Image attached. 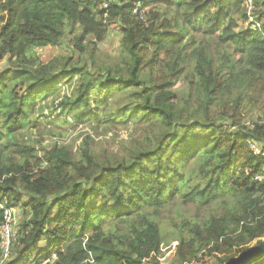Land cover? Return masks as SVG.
<instances>
[{"label":"trees","instance_id":"1","mask_svg":"<svg viewBox=\"0 0 264 264\" xmlns=\"http://www.w3.org/2000/svg\"><path fill=\"white\" fill-rule=\"evenodd\" d=\"M134 1L103 9L86 0H0V61L8 63L0 71V200L23 210L9 264H163L158 219L178 196L198 206L231 199L176 225L171 261L226 264L264 243V156L248 147L264 149V0H252L259 27L247 21L244 0H152L144 20ZM110 24L121 37L106 60L96 48ZM68 30V53L36 54ZM75 76L80 84L68 93ZM62 86L47 122L64 130L68 116L102 115L111 128L144 123L142 137L124 140L116 155L85 145L79 157L66 145L27 142L38 101ZM116 96L113 111H99ZM247 106L257 114L251 123L243 122ZM244 264H264V251Z\"/></svg>","mask_w":264,"mask_h":264},{"label":"rangeland","instance_id":"2","mask_svg":"<svg viewBox=\"0 0 264 264\" xmlns=\"http://www.w3.org/2000/svg\"><path fill=\"white\" fill-rule=\"evenodd\" d=\"M138 19L144 20V15L138 16ZM73 33H70L69 30L66 31V34L62 37L60 43L56 46H45L41 48L37 47L34 50L36 54L40 58H44V60H48L56 55L59 56L63 52L68 53L69 37L72 36ZM120 37L121 36L118 34V29L116 25L110 24L108 27L107 34L105 35L104 41L97 44L96 56L98 58H104L106 60L111 57L115 58ZM210 40L214 41L215 37H211ZM209 52L211 56L215 57L213 46L209 47ZM233 53L234 51L231 50L230 54L232 56ZM76 54L77 53L75 52V55ZM7 65L8 63L5 61V59H2L0 61V71L5 69ZM73 78L74 79L70 82V85L72 87H69L68 93H70L73 87H77L78 84H80V80L78 79V77L75 76ZM176 90L181 95H185L187 93L186 81L184 80L181 84H179ZM64 92L66 94L65 90L62 92L61 89L56 88L54 93H50L46 95L43 100L38 101V106L41 105L43 107L35 112V116H38L39 123H37L36 130H32L31 134H29L28 137V134L26 133L27 142L35 144L36 146L42 144L41 146L43 147H49L52 144H57V146L66 145L75 152L77 157H79L80 151L85 145H88V149L92 154H101L102 152H105L107 154H115L118 153V150H120V145L124 140L133 137H142V130L145 126L144 123H138L133 120H129L126 124H116L111 128L109 127L111 124L105 122L102 115L99 116L96 120L93 119L89 122L84 123H78L76 122V118H74L73 116H68L71 124L67 125L64 130L58 127L55 123L47 122L46 120H44L45 116L50 117L52 121L56 119V112L51 113L49 111V108L52 104V101L57 102L60 93L64 94ZM94 97L96 96H92V99ZM97 100L98 98H96L95 102ZM120 100L121 99L119 96L113 98L110 97L106 104H100L99 111L105 109L107 113H110L118 105V102ZM241 112L245 116L243 122L248 121L251 123L255 120L257 116L253 107L250 106H247ZM224 120L220 118L219 122H223ZM98 123H100V126ZM23 199L25 202L28 200L26 196H23ZM223 199L230 200L231 198L228 194L222 195L221 197L215 199L212 202L211 206H198V204H194L191 202L183 203V199L180 196L175 198L173 201H168V203H166L164 208L161 210L160 217L158 219L162 229V235L164 240L163 247L165 252L161 256V261L163 262V264H167L169 262L171 264H178L175 261H171V255L173 254L175 245L174 243L177 240L176 225L180 224L184 220L207 216L208 213L211 212L213 209L222 206ZM17 211V219L20 224L23 216V210L22 208L18 207ZM166 248H169V250L167 251ZM204 264L211 263L210 261H208Z\"/></svg>","mask_w":264,"mask_h":264},{"label":"built area","instance_id":"3","mask_svg":"<svg viewBox=\"0 0 264 264\" xmlns=\"http://www.w3.org/2000/svg\"><path fill=\"white\" fill-rule=\"evenodd\" d=\"M90 4L99 5L103 9H107L108 0H86ZM152 0H135L132 4V12L142 16L141 8L146 9V3ZM247 8L246 15L247 21L251 22L255 27H259L257 18L252 14L253 4L252 0H244ZM250 125V124H249ZM248 147L254 155H263V145L256 141H248ZM255 181H261L260 175L254 176ZM17 206L9 205L6 201L0 200V210L2 211V220L0 222V264H9L12 259V248L16 244L18 236L22 228L17 219ZM46 261H42L44 264ZM34 264V263H32Z\"/></svg>","mask_w":264,"mask_h":264},{"label":"water","instance_id":"4","mask_svg":"<svg viewBox=\"0 0 264 264\" xmlns=\"http://www.w3.org/2000/svg\"><path fill=\"white\" fill-rule=\"evenodd\" d=\"M264 251V243L258 244L245 252L242 256L231 260L226 264H244L249 262L252 258Z\"/></svg>","mask_w":264,"mask_h":264},{"label":"crops","instance_id":"5","mask_svg":"<svg viewBox=\"0 0 264 264\" xmlns=\"http://www.w3.org/2000/svg\"><path fill=\"white\" fill-rule=\"evenodd\" d=\"M64 91V86H62V92Z\"/></svg>","mask_w":264,"mask_h":264}]
</instances>
